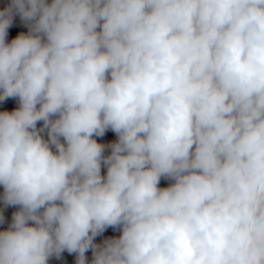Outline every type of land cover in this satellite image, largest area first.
<instances>
[{
  "label": "clouds",
  "instance_id": "obj_1",
  "mask_svg": "<svg viewBox=\"0 0 264 264\" xmlns=\"http://www.w3.org/2000/svg\"><path fill=\"white\" fill-rule=\"evenodd\" d=\"M11 97L0 264H264V0H12Z\"/></svg>",
  "mask_w": 264,
  "mask_h": 264
},
{
  "label": "rangeland",
  "instance_id": "obj_2",
  "mask_svg": "<svg viewBox=\"0 0 264 264\" xmlns=\"http://www.w3.org/2000/svg\"><path fill=\"white\" fill-rule=\"evenodd\" d=\"M11 2L12 0H0V10L6 8ZM21 31L27 32L28 28L25 22L21 19L19 13H16L13 17V23L9 27L7 40L10 42ZM17 106H18V98L11 97L3 102H0V111H3V110L11 111ZM41 124H42V121H38V127ZM116 139H117V135L111 129H108L102 137H97V140L99 142L104 143L106 145L110 144ZM108 151L109 150L106 149L105 154H108ZM102 174H106V167L102 166ZM168 183L169 181L166 178H163V177L161 178V181H160L161 187L167 186ZM2 196H3V185H0V212H2L4 216V221L0 222V230H4L5 228L8 227V225L10 224L12 220L13 213L18 210V206L9 205L5 207ZM119 234L120 232L118 229L108 227L105 229L103 234L98 235L95 239L97 243H102V241L105 238L112 237V236H119ZM86 257L90 264L91 259H92L91 249H89L86 252ZM76 258H77L76 253H69L65 249L59 258H57L55 255L50 257L49 264H75Z\"/></svg>",
  "mask_w": 264,
  "mask_h": 264
}]
</instances>
